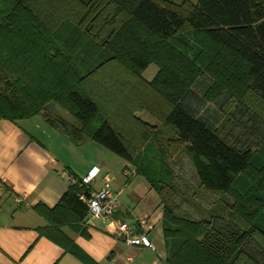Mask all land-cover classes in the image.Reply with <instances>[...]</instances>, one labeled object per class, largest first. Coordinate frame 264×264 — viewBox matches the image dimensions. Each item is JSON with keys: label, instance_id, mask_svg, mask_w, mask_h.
<instances>
[{"label": "trees", "instance_id": "trees-1", "mask_svg": "<svg viewBox=\"0 0 264 264\" xmlns=\"http://www.w3.org/2000/svg\"><path fill=\"white\" fill-rule=\"evenodd\" d=\"M184 33L214 49L191 57L187 39L177 42ZM151 64L158 70L148 81ZM204 72L210 92L226 89L223 103L248 91L264 103V0H197L187 10L160 0H0V118L41 114L72 143L95 141L129 163L160 198L165 264H264V159L192 109L191 86ZM50 103L75 122L47 113ZM179 154L194 169L187 187L172 165ZM81 181L53 208L36 207L46 235L65 247L62 226L88 237L81 196L91 189ZM206 191L232 199V221L200 205ZM178 200L203 217L177 213Z\"/></svg>", "mask_w": 264, "mask_h": 264}, {"label": "crops", "instance_id": "crops-1", "mask_svg": "<svg viewBox=\"0 0 264 264\" xmlns=\"http://www.w3.org/2000/svg\"><path fill=\"white\" fill-rule=\"evenodd\" d=\"M48 108L47 113L59 115L55 108ZM69 116L63 118L75 122ZM98 149L92 140L72 143L41 114L16 121L0 118V264H165L162 205L157 192L142 176L128 173L133 168L129 163L121 158L107 159ZM94 166L99 173L89 185L91 192L108 182L118 195L119 210L110 222L87 223L86 219L88 237L81 228L60 227L69 241L62 246L46 235L50 228L36 207L56 206L68 186ZM18 196L22 197L20 203L15 200ZM140 217H149L154 223L148 233L154 250L127 245L119 236L120 221Z\"/></svg>", "mask_w": 264, "mask_h": 264}, {"label": "rangeland", "instance_id": "rangeland-1", "mask_svg": "<svg viewBox=\"0 0 264 264\" xmlns=\"http://www.w3.org/2000/svg\"><path fill=\"white\" fill-rule=\"evenodd\" d=\"M165 3H171L178 7L180 10H187L190 6L194 5L197 0H160ZM188 34V35H186ZM187 39V40H185ZM186 41L187 48L190 50V56L195 58H203L204 53L210 52L214 47L209 43L206 37L202 34L184 33L179 35L177 42L185 46L182 41ZM191 46L188 47V46ZM158 68L156 65H149L142 73L145 80L150 81L156 74ZM212 77L208 73H202L196 79V81L191 86L192 94L189 96V103L197 115L206 122L210 127L217 129L228 141L238 148H244L245 146H252L253 151L256 153L258 160L264 159V148L260 147L262 143V135L264 132V103L259 101L255 95L248 91L239 100H230L223 103L227 97L223 96L226 89L210 92L212 87ZM208 92V96L206 95ZM224 92V93H223ZM223 103L222 108L219 104ZM55 108V113L62 115L65 118L70 119L69 114L56 103L49 104V110ZM136 115L146 121L149 118L153 123H158V121L147 111H138ZM147 122V121H146ZM94 146H97L100 152L105 153L107 159L115 158L120 159L115 153L107 150L99 143L93 141ZM255 144V145H254ZM259 144V145H258ZM114 165V163H112ZM175 173L181 178V183L184 187H187V183L195 179L194 169L191 161L186 157L185 154H179L172 161ZM188 191V189L185 188ZM206 195L204 199H200V205L207 210H212L220 216L221 222L232 221L229 216V206L232 203V199L226 195H215L205 192ZM180 207L177 208L176 212L185 215L189 214L195 217H203V213L200 212L198 206H189L183 201L177 202ZM208 216V215H207ZM264 224V219L263 223ZM162 225V222H161ZM257 248V247H256Z\"/></svg>", "mask_w": 264, "mask_h": 264}, {"label": "built area", "instance_id": "built-area-1", "mask_svg": "<svg viewBox=\"0 0 264 264\" xmlns=\"http://www.w3.org/2000/svg\"><path fill=\"white\" fill-rule=\"evenodd\" d=\"M99 173V168L94 166L83 178L81 184L89 186ZM128 173L135 174L134 168ZM88 207L87 223L91 221L110 222L114 220L119 210V198L109 186L107 182L105 186L98 190L92 191L88 197L81 196ZM20 203L22 197H15ZM154 228V223L149 217H140L137 220L127 222H119V236L121 240L130 246H143L155 249L154 244L150 240L148 233Z\"/></svg>", "mask_w": 264, "mask_h": 264}]
</instances>
